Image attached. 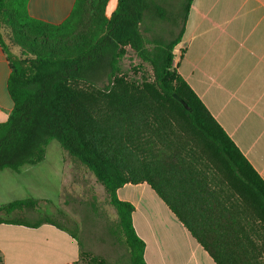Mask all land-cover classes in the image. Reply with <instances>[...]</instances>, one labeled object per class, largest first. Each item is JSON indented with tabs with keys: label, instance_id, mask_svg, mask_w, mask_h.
<instances>
[{
	"label": "trees",
	"instance_id": "16d2710c",
	"mask_svg": "<svg viewBox=\"0 0 264 264\" xmlns=\"http://www.w3.org/2000/svg\"><path fill=\"white\" fill-rule=\"evenodd\" d=\"M75 0L60 24L29 15L28 0H0V47L9 64L13 108L0 123V172L35 166L55 141L103 187L116 214L112 233L125 246L120 264H146L132 226L133 206L117 198L147 184L215 264H264V181L173 64L192 0L169 16L179 31L148 38L145 21L167 18L160 0ZM11 32L15 55L1 27ZM170 34H172L170 32ZM151 68V80L120 73L126 48ZM106 83L98 87L97 82ZM177 95L188 107L173 99ZM31 199L0 206V224H51L14 217ZM76 264H108L81 250Z\"/></svg>",
	"mask_w": 264,
	"mask_h": 264
},
{
	"label": "crops",
	"instance_id": "0c3cea01",
	"mask_svg": "<svg viewBox=\"0 0 264 264\" xmlns=\"http://www.w3.org/2000/svg\"><path fill=\"white\" fill-rule=\"evenodd\" d=\"M74 2L28 0L27 10L60 24ZM173 56L178 74L264 181V0H192ZM9 74L0 47V123L13 108ZM43 163L1 171L0 206L32 198L24 176ZM116 194L133 206L146 264H215L147 184H126ZM81 250L79 238L51 224H0V264H76Z\"/></svg>",
	"mask_w": 264,
	"mask_h": 264
},
{
	"label": "rangeland",
	"instance_id": "374dc122",
	"mask_svg": "<svg viewBox=\"0 0 264 264\" xmlns=\"http://www.w3.org/2000/svg\"><path fill=\"white\" fill-rule=\"evenodd\" d=\"M182 2L183 0H160L159 4L165 10L167 18L145 21L141 26L145 36L172 38L179 31V26H172L168 18L180 10ZM114 3L115 0H111L106 8L107 17L111 14ZM1 35L9 50L15 55L20 54L7 27H1ZM119 66L120 73L129 80H151L150 66L139 60L128 47ZM105 83L103 78L96 85L102 87ZM24 179L28 181L26 185L30 190L29 196H32L30 199H35L37 204L33 209L23 210L14 217L37 221L47 216L66 229L73 230L76 226L77 238L84 254L103 258L108 264H120L124 261L125 246L112 233L117 218L108 204L107 194L93 175L85 167L73 162L57 142L53 141L48 145L44 163L32 169Z\"/></svg>",
	"mask_w": 264,
	"mask_h": 264
},
{
	"label": "water",
	"instance_id": "95a60500",
	"mask_svg": "<svg viewBox=\"0 0 264 264\" xmlns=\"http://www.w3.org/2000/svg\"><path fill=\"white\" fill-rule=\"evenodd\" d=\"M172 97H173V99H175L177 102H179V103H180L185 109L188 110L187 105L185 104V102H184L182 99H180V98H179L177 95H175V94H173Z\"/></svg>",
	"mask_w": 264,
	"mask_h": 264
}]
</instances>
